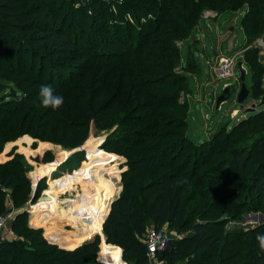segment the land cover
I'll return each mask as SVG.
<instances>
[{
    "label": "trees",
    "instance_id": "obj_1",
    "mask_svg": "<svg viewBox=\"0 0 264 264\" xmlns=\"http://www.w3.org/2000/svg\"><path fill=\"white\" fill-rule=\"evenodd\" d=\"M70 1L64 7L57 0H0V32L3 38H12L10 42L0 41V152L6 142L26 133L75 148L90 121L97 129L116 122L117 129L106 137L102 148L125 157L128 166L122 174L121 194L108 199L99 212L86 198L77 197L68 208H53L56 201L50 205L77 231L71 236L53 224L48 234L65 246H76L83 236L101 231L112 203L104 223L109 242L104 246L109 247L104 248L106 254L114 249L116 255L101 253L103 260L124 264L121 248L110 244L119 243L130 264H152L143 241L151 224L156 229L177 227L183 234L171 237L168 250L157 252V258L166 264H239L240 258L249 264H264V249L256 240V233L264 232V224L249 230L227 228L222 217L223 212L242 211L243 207L237 193L231 191L232 169L251 174L247 176V190L253 195L264 184V134L246 146L236 141L242 128L247 134L259 129L264 115L217 128L202 142L192 140L187 134L189 102L181 100V92L190 95L189 76L200 71L193 54L199 45L190 40L187 65L183 66L181 47L176 44L179 37L182 41L194 37L202 9L219 13L245 9L242 25L247 49L243 57L253 75L250 95L256 96L261 91L256 81L264 70L257 56L250 54L255 51L254 41L264 33V0H167L171 5L164 2L149 7L156 10L153 16L147 5L132 0L130 6L137 12L134 26L122 19L127 11H121L122 4L117 2L118 13L111 10V14L123 15L118 21L106 23L99 10L90 12L94 19L83 20L81 27L74 22L86 14L89 2ZM95 1L94 8L101 0ZM106 24L110 29L104 28ZM159 26L164 29L159 30ZM104 32L110 39L102 36ZM122 32L126 34L121 36ZM41 84H51L64 97L63 103L57 108L44 107L38 95ZM50 120L56 121L52 129L47 128ZM53 159L50 151L38 157L49 163ZM226 162L231 164L229 173L219 182L218 172ZM85 171L82 168L81 174L50 181L47 190L58 194L70 187L67 182L72 179L82 182L88 178L96 183L106 176L99 163L94 172ZM182 179L183 183L178 182ZM224 183L229 189L214 196ZM40 184L44 185L45 179ZM30 185L27 169L19 159L0 163V192L10 189L13 203L26 200ZM41 207L35 214L41 217L33 221H49L52 216L45 205ZM6 211V203L0 199V214ZM11 229L16 237L0 242V264H95L94 257L88 259L94 241L72 250L48 245L42 231L28 223L27 213L16 214Z\"/></svg>",
    "mask_w": 264,
    "mask_h": 264
},
{
    "label": "rangeland",
    "instance_id": "obj_2",
    "mask_svg": "<svg viewBox=\"0 0 264 264\" xmlns=\"http://www.w3.org/2000/svg\"><path fill=\"white\" fill-rule=\"evenodd\" d=\"M58 4H63L64 7H66L68 4L72 3L70 0H57ZM74 1H83V0H74ZM87 2V8H86V14H82L80 18H77L75 20V24L78 27H81L82 21H91L94 19V16L90 14L93 11H102L104 13V20L106 23H111L112 20L118 21V17H123L119 13V15H113L111 14V10L118 13V6L116 5L117 2L121 3V11H127L126 16L122 18L126 22H130L133 26L136 23V17L137 14L136 11L133 10V8L130 6V2L132 0H126L128 3L123 4L122 2L124 0H108L112 1L114 4H105L103 0L100 1V3L94 8V0H86ZM122 1V2H121ZM136 1V0H133ZM139 2H142L143 4L148 6L149 15L153 16V10L155 8H149L153 5H162L164 2L166 4H170L167 0H137ZM76 5H78L76 3ZM102 5V6H101ZM154 7V6H153ZM209 8H204L199 13L200 18V24L197 22L195 26V32L197 37H201V42L198 43V47L195 45L192 47L193 54L198 59V62L200 64V71L198 74H190L189 80H188V87L190 92V95L188 93L182 91L181 92V100L182 101H188V130L187 134L188 136L196 141V142H202L206 138H208L217 128L219 130L223 128L224 126L231 127L235 123H238L245 117L252 119L258 116V114L264 115V102H262L264 97V72L261 74L260 78L256 81V84H258L261 87V91L256 96L248 97L243 102H238L236 95L232 96L231 98L223 101L219 107H216V99L218 95L221 94V92L224 89L225 83H236L237 85L240 84V80L238 78L239 76V66L238 61H243V67L247 70L246 74V85L252 89L253 88V75L250 65L247 62H244L246 57H243V53H245V50L247 49V36L245 34V31L243 29V18L245 16V9H240L238 11H227V10H221L220 16L218 18V23L220 25V28L218 29V25L215 24V21L211 18L204 19L202 18L203 12ZM156 11V10H154ZM115 14V13H114ZM212 22L213 27H209L208 23ZM113 23V22H112ZM226 24V25H225ZM230 24L232 26V31L229 36V38L223 39L222 36H224L225 27ZM105 29H110L109 26H104ZM214 28V29H213ZM143 29V28H142ZM163 26H159V30H163ZM220 30V31H218ZM145 32V30H144ZM136 33L135 27H134V35ZM102 34V33H101ZM126 32H122L121 36H124ZM107 36L110 39V34L104 32L102 36ZM160 36V33H158ZM195 35V33H194ZM204 36V37H203ZM194 38V37H192ZM10 37H2V32H0V41L3 43L10 42ZM190 40L191 38H185L183 41L179 37V39L176 40L177 46L181 47V62L183 66L187 65V58H188V51L190 46ZM233 41L234 44V50L228 51L227 46L230 41ZM204 43V45H203ZM222 44V48L225 51V56H233L237 54L238 52H241L240 55L237 57L236 64L234 63V76L232 77H222L221 73H219V64H218V57L214 58L215 53V47L218 48V46ZM246 47V48H245ZM254 49L255 51L251 52L250 55L255 54L257 56L258 62L263 67L264 70V47L255 44L254 42ZM18 48L16 47V51ZM27 57H29V53H27ZM4 64L8 63V60H3ZM180 67L176 68V71H180ZM48 71L45 73V77L47 76ZM238 74V76H237ZM216 86L217 90L215 92ZM248 99V100H247ZM46 107V106H44ZM222 108V109H221ZM257 115V116H256ZM255 116V117H254ZM55 120H50V124L48 125V129L53 128V124L55 125ZM117 129L116 122L110 123L106 125V127L96 128L94 126L93 122L90 121V123L85 126L82 130L83 133V139L80 142V144L75 148H70L62 143H60L58 140L53 139H46V140H40L36 137H34L31 134H23L19 137H17L14 140H10L5 143L2 151L0 152V163H4L9 159H19L20 162L23 164V166L27 169L28 176L31 180L30 185V192L24 201V198L19 203H13L12 196L10 189L3 188L2 194L0 192V199H3L6 203L7 211H11V218L15 217L16 214L19 213H27V219L28 223L32 227L39 228L43 235L45 236L48 245H56L60 250H72L76 249L77 247H80L81 244L87 241H94L95 246L91 247L88 250L89 258L90 260L95 259V264H123V263H115L110 260H103L100 258L101 253L105 256L107 253V249L104 247V243L107 242V235L104 230V223L105 220L108 217V214L110 212V207L108 210V214L106 218L103 221L102 229L99 233H94L91 235L83 236L79 239V243L76 246L69 247L65 246L59 241L52 239V235L48 234V232L51 231L52 226L54 224L55 228H59L62 230L67 231L71 236H74L77 229L74 227V225L71 222H68L66 218L62 219L61 217H58V210L53 209L56 207L61 208H68L70 204H73L75 202V199L78 197L79 199H87L89 201V204L93 209H95L96 212L100 211V208H103V206L108 199H110L112 196L115 198L118 197L121 194L122 191V174L125 170H127V160L125 157L107 152L102 148V143L108 137L109 135L113 134L114 131ZM241 135H238L236 137L237 144L239 145H249L253 144V138L255 136H258L259 134H264V119L261 122V125L259 129L254 130L252 134H247L246 132H243V128L239 132ZM25 136H28V139H25ZM52 137V136H50ZM100 144V145H99ZM47 151H50L52 156L54 157L53 161L51 163L49 162H42L38 160V157H43ZM93 153V155H92ZM92 156L94 158L92 159ZM220 158V155L216 157L215 162H217ZM99 163V166L101 169H103L106 176L102 177L100 180H98L96 183H93L90 179L85 178L82 182H78L77 180H70L68 181L69 188L65 189L64 191L55 194L53 191L47 190L49 188V182L55 181L58 179H61L63 177H68L69 175H76L81 174L80 170L82 168H86L85 173H92L94 172L95 166ZM44 164V165H41ZM44 169L38 173L35 174V171L37 169L43 168ZM231 164L229 162H226L222 168L218 172L219 182L222 180H225L227 177V174L229 173ZM115 169L117 171H115ZM111 172V173H107ZM264 172V171H263ZM119 173L120 177L116 174ZM210 177L213 176L212 172L208 173ZM251 174H240L236 172L235 169H232L231 171V182L232 187L231 191H233L239 198V202H241L242 211L234 210L232 212H223L222 217L226 220V227H237L244 230L253 229L255 227H258L262 224H264V184H262L259 187V190L256 192L255 195L252 194L251 191L248 192L247 190V176L249 177ZM239 177L242 178V180L239 179ZM45 179V184H40V180ZM227 183V182H226ZM226 183L223 185L218 186L216 189V193L213 195L218 197L222 194L226 189ZM244 184V185H243ZM236 185V186H235ZM259 192V194H258ZM78 195V196H77ZM201 197V195L198 196V198ZM114 200V199H113ZM112 200V201H113ZM24 201V202H23ZM56 201V203H54ZM205 201L210 202L211 199L205 198ZM54 203V204H53ZM53 204V205H52ZM41 205H45L47 207V211H50L52 213V216L49 217V221L42 220L40 222L33 221V218H40L36 217V213L40 211V209L44 208H38ZM52 205L53 208H49V206ZM4 212V213H6ZM2 213V214H4ZM0 214V215H2ZM63 216H66V214H62ZM57 216V217H56ZM188 214H186L185 217H187ZM14 219V218H13ZM60 219V220H59ZM62 222H59V221ZM13 220H9L4 226H2L1 229V235L5 239H12L16 237L14 232L11 229V223ZM152 225L150 224L148 226V229H150ZM54 228V227H53ZM74 231V232H73ZM164 231L170 236V237H180L183 234L180 233L177 230V227H172L170 225L164 226ZM73 232V233H70ZM68 235V234H65ZM101 238V241L99 239ZM98 239V241H97ZM113 245H117L121 248V259L124 262V264H130L128 261L124 259L123 256V246L119 243H110ZM108 254H111L113 256L116 255V252L113 250H109ZM106 254V255H108ZM249 264L248 261H246L244 258L239 259V264ZM152 264H166L163 262H160L159 259L152 260ZM175 264H187L186 261L178 262Z\"/></svg>",
    "mask_w": 264,
    "mask_h": 264
},
{
    "label": "built area",
    "instance_id": "obj_3",
    "mask_svg": "<svg viewBox=\"0 0 264 264\" xmlns=\"http://www.w3.org/2000/svg\"><path fill=\"white\" fill-rule=\"evenodd\" d=\"M220 15V13L218 12V10L216 9H206L203 14H202V18L204 19H209V18H218ZM204 37V36H203ZM199 43L201 42V39H198ZM255 44L263 46L264 47V33L257 37L256 40L254 41ZM242 52V51H241ZM241 52H238L237 54L229 57V56H225V55H220L218 56V64H219V73H221L222 77H232L234 76V63L236 64L237 62V57L238 55L241 54ZM238 76V74H237ZM239 78V76H238ZM11 211L6 212L2 215H0V242L5 239L2 235H1V229L2 226H4L9 220H13V218H11ZM161 240H166L165 241V247L163 249H160L159 247V243ZM143 241L147 246V253L149 256V259L152 263V260H157V252L159 250L161 251H166L170 248L171 243H172V239L171 237L164 231V227L161 229H156L154 226H152L150 229L147 230V232L145 233L144 237H143ZM160 262L161 261L159 260Z\"/></svg>",
    "mask_w": 264,
    "mask_h": 264
},
{
    "label": "water",
    "instance_id": "obj_4",
    "mask_svg": "<svg viewBox=\"0 0 264 264\" xmlns=\"http://www.w3.org/2000/svg\"><path fill=\"white\" fill-rule=\"evenodd\" d=\"M238 66H239L240 84L237 85L236 83H229L224 87L223 91L221 92L220 95H218V97L216 99V107L217 108L219 107V105L223 101L231 98L234 95H236L238 102H243L250 95L251 89L246 85L247 70L243 67V61L242 60L238 61ZM262 102H264V97H263Z\"/></svg>",
    "mask_w": 264,
    "mask_h": 264
},
{
    "label": "clouds",
    "instance_id": "obj_5",
    "mask_svg": "<svg viewBox=\"0 0 264 264\" xmlns=\"http://www.w3.org/2000/svg\"><path fill=\"white\" fill-rule=\"evenodd\" d=\"M38 95L40 97V103L42 105L50 106L52 108H57L64 101V97L61 94L55 92L51 84H41L39 86ZM178 182L183 183L184 180L182 179ZM256 240L258 241L259 248L264 249V232L256 233ZM165 241L166 240L160 241V249H163L165 247Z\"/></svg>",
    "mask_w": 264,
    "mask_h": 264
},
{
    "label": "crops",
    "instance_id": "obj_6",
    "mask_svg": "<svg viewBox=\"0 0 264 264\" xmlns=\"http://www.w3.org/2000/svg\"><path fill=\"white\" fill-rule=\"evenodd\" d=\"M219 16H220V15H219ZM218 18H219V17H218ZM218 18H211V19L215 21V24L218 25V29H219V28H220V25H219V23H218ZM206 20H207V19H206ZM208 25H209V27H213V23H212V22H209ZM225 25H226V24H225ZM213 29H214V28H213ZM218 31H220V30H218ZM231 31H232V26H231L230 24H228V26L225 27L224 36L221 37L222 40H223V39H226V38H229V36H230V34H231ZM198 39H201V37H197V36H196V32H195L194 38H192L191 40H192V41H195L196 43H199ZM203 45H204V43H203ZM226 48H227L228 51H233V50H234V44H233V41H232V40L228 43V46H227ZM214 49H215L216 52H217V50H218V52L215 53L214 58H217V57L220 56V55H225V54H224L225 51H224L223 48H222V44H220V45L218 46V48L215 47ZM230 83H231V82H230ZM227 84H228V83H225L224 87H225ZM214 88H215V92H216V90H217L216 88H217V87L214 86Z\"/></svg>",
    "mask_w": 264,
    "mask_h": 264
}]
</instances>
